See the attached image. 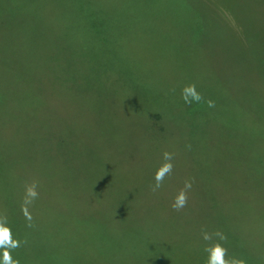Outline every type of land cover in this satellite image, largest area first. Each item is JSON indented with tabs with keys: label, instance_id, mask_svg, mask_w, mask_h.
<instances>
[{
	"label": "rangeland",
	"instance_id": "1",
	"mask_svg": "<svg viewBox=\"0 0 264 264\" xmlns=\"http://www.w3.org/2000/svg\"><path fill=\"white\" fill-rule=\"evenodd\" d=\"M188 84L199 101L181 99ZM3 133L25 146L0 152V167L42 158L67 208L114 203L126 216L108 217L107 256L83 226L102 213L5 202L23 208L20 264H207L214 242L264 264V0H0ZM96 177L110 192L91 193Z\"/></svg>",
	"mask_w": 264,
	"mask_h": 264
},
{
	"label": "trees",
	"instance_id": "2",
	"mask_svg": "<svg viewBox=\"0 0 264 264\" xmlns=\"http://www.w3.org/2000/svg\"><path fill=\"white\" fill-rule=\"evenodd\" d=\"M25 140V136L22 135H15V134H5L3 133V136L0 135V152H3L6 154V158L14 159L12 156H14V151H21L24 148L23 141ZM14 163H16V160H10ZM27 164H30V167H27L26 170L23 171H16V168H7V167H0V212L4 213V217L6 220V216L11 217V219L18 214H21L23 208L22 206L17 207H9L6 206L5 202L14 203V202H21L25 198V188L27 185L35 184L36 186V192H37V199L42 203V206L44 208H53L56 209L58 213H64V214H70L74 216H88L93 213H102L100 216L98 214L92 215V218L89 219V221H84L83 226L85 230L87 231V235L92 239L94 242L97 243V246L100 247L102 250H104V253L108 256L110 254H113V246L114 242L112 241V233L111 235L106 233V227L105 224L109 221L108 217L113 215L117 219H121L126 217L124 210L121 206H117L116 204H103L99 205L98 211H85L82 209L77 208V205L75 203H72L70 201L69 203L74 206L67 208L64 205V199H63V192L60 189L53 188L51 190L50 184L51 180H59L61 178L60 171L56 169H52L50 167H47L46 163H44L45 160L42 158H38L36 167H33L31 159L25 160ZM11 162V163H12ZM7 168L8 170H4ZM97 182H101L99 185H97L96 181H90L89 184L91 190L95 194H99L98 190L103 191V189H106L108 192H110L109 184H107L108 179L104 177H96L93 178ZM96 182V183H95ZM85 189V188H83ZM16 199L14 200V198ZM104 198H108L106 195ZM137 221L142 223V220L139 216H134ZM104 219V220H101ZM140 220V221H139ZM8 226L11 228L13 233L19 226L18 219L13 218L11 221H6ZM120 222L117 224H113L114 230H118L120 228ZM144 227V226H143ZM145 228V227H144ZM36 234H29V236L32 238H35ZM134 244L136 245V239L133 240ZM24 243H34L31 240H26ZM23 243V244H24ZM143 243V242H142ZM112 248V249H110ZM118 249V247H115ZM15 255L21 256L23 259L30 256L29 254L21 251H18L17 253H14ZM35 256L36 259H42L45 258V256L42 255V251L40 253H36ZM64 264V261H58ZM59 264V263H58Z\"/></svg>",
	"mask_w": 264,
	"mask_h": 264
},
{
	"label": "clouds",
	"instance_id": "3",
	"mask_svg": "<svg viewBox=\"0 0 264 264\" xmlns=\"http://www.w3.org/2000/svg\"><path fill=\"white\" fill-rule=\"evenodd\" d=\"M181 99L186 104H190L194 101H199L201 99L199 92L196 90L194 84H188L181 89ZM211 106V102H209ZM164 157L167 161L162 168L158 169L155 173V180L157 182L156 186L159 187L160 181L163 179L164 173L170 172L172 165L170 162V154L165 152ZM190 187V184L185 185ZM37 196L35 184L27 185L25 188V200L26 203H30L31 199ZM186 202V197L183 192L179 194L176 198L175 203L172 205L173 208L179 209L184 206ZM25 216L27 219H31L25 209ZM216 236L219 237L220 241L226 239L223 233L216 232ZM203 239L205 241L210 239L207 232L203 233ZM20 246V241L13 238L12 230L8 226L6 220L0 219V264H20L18 258H14L12 255V250ZM205 252L208 253L207 264H246V261L241 257H229L225 258L226 248L220 242H214L210 246H205Z\"/></svg>",
	"mask_w": 264,
	"mask_h": 264
}]
</instances>
